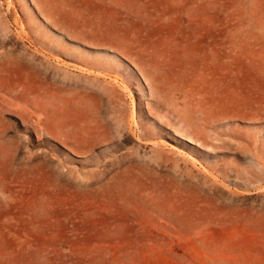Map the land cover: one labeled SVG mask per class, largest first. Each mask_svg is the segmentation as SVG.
Instances as JSON below:
<instances>
[{
  "label": "rangeland",
  "instance_id": "obj_1",
  "mask_svg": "<svg viewBox=\"0 0 264 264\" xmlns=\"http://www.w3.org/2000/svg\"><path fill=\"white\" fill-rule=\"evenodd\" d=\"M0 264H264V0H0Z\"/></svg>",
  "mask_w": 264,
  "mask_h": 264
}]
</instances>
